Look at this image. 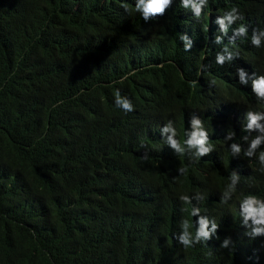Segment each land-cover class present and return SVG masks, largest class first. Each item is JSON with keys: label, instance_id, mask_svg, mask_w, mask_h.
<instances>
[{"label": "trees", "instance_id": "obj_1", "mask_svg": "<svg viewBox=\"0 0 264 264\" xmlns=\"http://www.w3.org/2000/svg\"><path fill=\"white\" fill-rule=\"evenodd\" d=\"M142 9L0 0V264H264V0Z\"/></svg>", "mask_w": 264, "mask_h": 264}, {"label": "clouds", "instance_id": "obj_2", "mask_svg": "<svg viewBox=\"0 0 264 264\" xmlns=\"http://www.w3.org/2000/svg\"><path fill=\"white\" fill-rule=\"evenodd\" d=\"M141 3H143V18L147 20L148 16L155 15V14H161L164 12V10L171 4V0H141ZM189 0H181V6L182 7H188ZM193 10L196 15L200 14V7L198 5H193ZM233 11H236L234 8ZM229 22L236 19V17L229 14L226 17ZM219 23H223V21H219ZM246 29L241 26L238 29V32L240 34H244ZM254 43L258 44V41L254 39ZM218 63H222V58H217ZM255 91L260 94L264 95V77L260 78L258 81L254 84ZM118 95V94H117ZM117 103L125 110V112L132 111V106L129 102L118 100ZM260 117L253 116L251 119V124H255L256 120ZM194 126L199 125V121H193ZM251 126V125H250ZM170 129L166 128L165 131H169ZM175 135V133H173ZM199 137V138H197ZM169 142L173 148H176L179 150L178 143L176 140L172 139V137H169ZM189 145L197 146L200 154H205L209 151L207 147H205V134L203 132L196 133L194 132L192 134V138L187 141ZM253 147H255V143L253 144ZM235 151H238L239 149L234 147ZM264 158V157H262ZM257 204V201L255 198H249L242 204V211L245 213V220L248 227H252L253 223L255 225H264V205H259L258 207H255L254 205ZM195 214V212H193ZM240 220H243V217H239ZM206 223L204 221H201V227L197 233V237H205L207 238L209 233L205 231ZM213 230H215V225H213ZM254 232L257 234L264 233V228L257 227L254 229ZM181 243L185 246H189V239L187 234L183 235L181 238ZM227 241L225 242V244Z\"/></svg>", "mask_w": 264, "mask_h": 264}, {"label": "bare ground", "instance_id": "obj_3", "mask_svg": "<svg viewBox=\"0 0 264 264\" xmlns=\"http://www.w3.org/2000/svg\"><path fill=\"white\" fill-rule=\"evenodd\" d=\"M165 135V134H164Z\"/></svg>", "mask_w": 264, "mask_h": 264}]
</instances>
